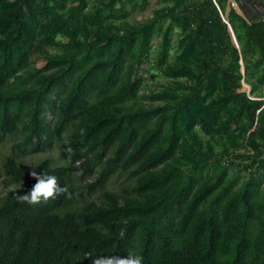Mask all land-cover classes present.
I'll use <instances>...</instances> for the list:
<instances>
[{
  "label": "trees",
  "instance_id": "1",
  "mask_svg": "<svg viewBox=\"0 0 264 264\" xmlns=\"http://www.w3.org/2000/svg\"><path fill=\"white\" fill-rule=\"evenodd\" d=\"M151 1L0 0V143L61 160H4L0 264H264V18L215 0L237 48L214 0ZM30 166L66 192L18 203Z\"/></svg>",
  "mask_w": 264,
  "mask_h": 264
},
{
  "label": "clouds",
  "instance_id": "2",
  "mask_svg": "<svg viewBox=\"0 0 264 264\" xmlns=\"http://www.w3.org/2000/svg\"><path fill=\"white\" fill-rule=\"evenodd\" d=\"M68 143V141H65ZM68 153V159L71 160L73 150L71 147L66 149ZM32 169L30 175L36 180V183L31 187V189L24 193L18 194L17 202L29 205L39 204L41 202H47L49 199H56L57 196L66 192V188L62 187L58 178L54 175L40 174ZM22 185L18 188L21 189ZM17 189V190H18ZM15 190V191H17ZM124 233H121V238H123ZM86 258L92 257L91 254H85ZM143 257L137 255H129L126 258H120L116 256H97L92 260V264H142Z\"/></svg>",
  "mask_w": 264,
  "mask_h": 264
},
{
  "label": "rangeland",
  "instance_id": "3",
  "mask_svg": "<svg viewBox=\"0 0 264 264\" xmlns=\"http://www.w3.org/2000/svg\"><path fill=\"white\" fill-rule=\"evenodd\" d=\"M229 2H231V0H229ZM154 4H156V1L155 0H152L151 1V6H154ZM229 6L235 8V10L239 14L244 15L236 7L235 4L234 5H231V3H229ZM228 8H230V7H228ZM144 15H145V17L147 15H149V11L147 10ZM36 63H37V65H41L43 63V60L37 59V62ZM244 83L242 85L243 86V90L247 91L248 88H250V87L246 83L245 84ZM17 139H18V134L9 135V136H6L4 138V140L0 143V195H3L5 193V191L7 190V188L13 184L12 181H10V180L6 179L5 177L1 176L2 175V173H1L2 164H3L4 160L8 156H14L18 161L25 162V163H34L36 161L41 160L45 156V157L52 158L54 164H60L61 163V160L58 158V152H57V150H53L49 154L31 153V154L24 155V154H21V153L17 152L15 150V147H14V144L17 141ZM122 180H123V178H117L116 176H113L110 179V181H109V183H108L107 186L111 190L120 191V189H122L125 186L122 183Z\"/></svg>",
  "mask_w": 264,
  "mask_h": 264
},
{
  "label": "water",
  "instance_id": "4",
  "mask_svg": "<svg viewBox=\"0 0 264 264\" xmlns=\"http://www.w3.org/2000/svg\"><path fill=\"white\" fill-rule=\"evenodd\" d=\"M215 2V0H214ZM235 5L236 7L241 11L243 9L245 16L247 18H249L251 15H253V18H250L249 21L251 23L253 22H258L260 20V18H264V2L262 0H235ZM249 4V5H248ZM216 7L218 8V11L220 13V16L222 18V21L226 23L228 31L230 33L231 39L234 42V44L236 45L237 48H239L235 33L233 31L232 26L230 25V23L226 20V18L224 17V15L222 14V11L220 10L221 8H219V6L217 5V3L215 2ZM257 5V6H256ZM259 7V9H258ZM256 12V13H255ZM262 16V17H261ZM241 71L244 74L245 73V68L243 65V61H241ZM244 83V80H242V85ZM245 84V83H244ZM247 94L249 95L250 93V88H248V90L246 91Z\"/></svg>",
  "mask_w": 264,
  "mask_h": 264
},
{
  "label": "built area",
  "instance_id": "5",
  "mask_svg": "<svg viewBox=\"0 0 264 264\" xmlns=\"http://www.w3.org/2000/svg\"><path fill=\"white\" fill-rule=\"evenodd\" d=\"M231 5H234L235 4V2L233 1V0H231ZM246 147V149H247V151L251 154L252 152H253V150L250 148V147H247V146H245Z\"/></svg>",
  "mask_w": 264,
  "mask_h": 264
},
{
  "label": "flooded vegetation",
  "instance_id": "6",
  "mask_svg": "<svg viewBox=\"0 0 264 264\" xmlns=\"http://www.w3.org/2000/svg\"><path fill=\"white\" fill-rule=\"evenodd\" d=\"M263 2H264V0H262ZM249 5V4H248ZM257 6V5H256ZM258 9H259V7H258ZM241 12H242V14H244V16H245V13H244V11H243V9L241 10ZM256 13V12H255ZM246 17V16H245ZM254 16L253 15H251L248 19H250V18H253ZM262 17V16H261ZM247 18V17H246Z\"/></svg>",
  "mask_w": 264,
  "mask_h": 264
}]
</instances>
